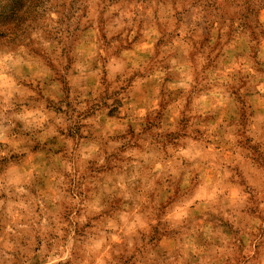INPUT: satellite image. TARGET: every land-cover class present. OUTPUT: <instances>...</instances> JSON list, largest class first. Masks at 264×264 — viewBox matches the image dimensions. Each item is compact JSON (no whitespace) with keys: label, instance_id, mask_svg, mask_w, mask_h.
Wrapping results in <instances>:
<instances>
[{"label":"clouds","instance_id":"obj_1","mask_svg":"<svg viewBox=\"0 0 264 264\" xmlns=\"http://www.w3.org/2000/svg\"><path fill=\"white\" fill-rule=\"evenodd\" d=\"M0 264H264V0H0Z\"/></svg>","mask_w":264,"mask_h":264}]
</instances>
